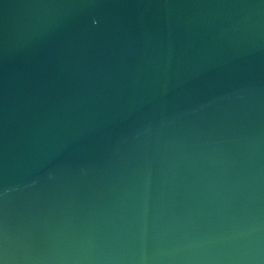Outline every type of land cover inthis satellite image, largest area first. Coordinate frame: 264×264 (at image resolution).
<instances>
[{
	"label": "water",
	"instance_id": "obj_1",
	"mask_svg": "<svg viewBox=\"0 0 264 264\" xmlns=\"http://www.w3.org/2000/svg\"><path fill=\"white\" fill-rule=\"evenodd\" d=\"M0 264H264V0H0Z\"/></svg>",
	"mask_w": 264,
	"mask_h": 264
}]
</instances>
